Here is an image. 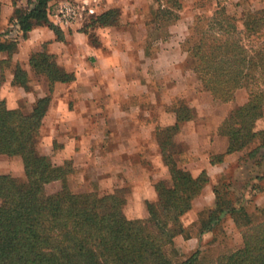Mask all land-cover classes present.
<instances>
[{
	"label": "crops",
	"instance_id": "0c3cea01",
	"mask_svg": "<svg viewBox=\"0 0 264 264\" xmlns=\"http://www.w3.org/2000/svg\"><path fill=\"white\" fill-rule=\"evenodd\" d=\"M77 2L80 17L71 23H59L49 4V20L60 28L61 38L49 25H37L21 34L13 53L0 51L2 99L10 109L31 113L38 100L48 98L40 153L57 165L74 160L73 166L82 165L84 172L98 156L110 173L101 185L110 187L107 182L124 174L133 191L130 202L136 204L158 200L157 181L171 177L160 138L167 132L178 150L173 153L178 167L194 177L203 171L209 177L182 217L185 227L192 224L215 205L218 178L240 158L242 152L227 153L228 139L219 129L236 105L244 104L215 99L193 73L185 74L183 44L200 12L170 6L167 0ZM111 9L119 11L111 23L88 27L97 30L92 41L86 21ZM171 12L178 16L170 19ZM14 13V7L2 4L1 23ZM152 30L166 32L154 35ZM38 52L51 55L74 79L53 83L36 71L30 60ZM17 66L26 73L24 83L16 79ZM220 154L223 160L212 163V156ZM132 216H146V211Z\"/></svg>",
	"mask_w": 264,
	"mask_h": 264
},
{
	"label": "trees",
	"instance_id": "16d2710c",
	"mask_svg": "<svg viewBox=\"0 0 264 264\" xmlns=\"http://www.w3.org/2000/svg\"><path fill=\"white\" fill-rule=\"evenodd\" d=\"M34 1L28 11L15 10L12 18L19 33L25 36L34 26L47 24L61 38L60 28L49 20L52 0ZM1 13L0 0V26ZM168 15L170 18L171 13ZM118 16L119 11L111 9L91 18L85 27L86 33H89L88 27L108 25ZM247 29L253 30L249 23ZM4 36L9 35L0 33V39ZM18 41L6 44L5 40H0V51L13 53ZM237 57H232L226 49L223 61L231 67L229 72L221 70V74L205 79L208 91L217 100L232 98L231 89L242 85L240 81L249 93V101L230 112L220 126V134L228 139L227 153H247L254 139L264 134V130L258 132L254 129V123L262 117V92L252 90L250 76L239 70L241 64ZM30 63L53 83L74 79L45 52L33 54ZM16 74L18 82L24 83L26 73L20 66H17ZM48 103V98L40 99L31 113H24L21 109L8 108L0 97V155L20 156L27 177V182L20 185L11 175H0V264H175L166 255L164 246L184 233L181 217L192 208L193 199L209 182L207 173L203 171L194 177L170 160L168 167L173 185L170 188L164 183L156 185L160 205H150V228L144 220L125 218L119 211L121 200L114 195L79 194L66 187L48 195L45 193L46 184L63 179L68 172L63 166L54 165L36 146ZM263 148L264 144H261L250 151L248 157L253 158L256 153L264 156ZM223 157L222 154L212 156V163L221 162ZM228 176L233 181L232 173H228L226 179ZM230 185L231 182L229 185L224 182L215 185L217 200L214 208L207 207L199 214L204 230L213 231L223 215L233 216L242 228L235 215L246 209L232 205L229 200L226 202L223 194L224 188ZM104 205L110 206L108 212H101ZM204 215L208 218L203 219ZM246 217L243 246L228 256L225 264H264V219L256 222L252 216ZM178 264H197V254Z\"/></svg>",
	"mask_w": 264,
	"mask_h": 264
},
{
	"label": "rangeland",
	"instance_id": "374dc122",
	"mask_svg": "<svg viewBox=\"0 0 264 264\" xmlns=\"http://www.w3.org/2000/svg\"><path fill=\"white\" fill-rule=\"evenodd\" d=\"M78 0H52L51 2L54 13L66 3L78 5L74 2ZM170 6L176 8H186L198 11L194 25L188 32L187 39L184 41L183 49L188 55L187 61L182 65L185 74L195 75L198 84L203 91H208L206 81L212 78L211 75L221 74L228 71L231 67L223 61L225 50L229 49L230 55H237L240 59L239 70L250 76L249 84L256 93H261L263 99L260 103L262 117L258 118L254 123V129L258 132L264 130V0H167ZM2 4L14 7L22 13L28 11L34 5V0H1ZM50 2V3H51ZM78 3V2H77ZM148 11V9H145ZM148 13V12H147ZM149 14V13H148ZM147 14V15H148ZM177 14L171 12L170 19H174ZM82 17V16H81ZM90 23L88 19L86 25ZM247 23V26H246ZM248 23L252 31L248 30ZM16 26L13 18L6 20L0 26V33H8V37L4 36L0 40L12 42L19 39L21 33ZM92 41L97 38L94 29L88 30ZM154 35H163L164 30H152ZM12 33V34H11ZM227 45V46H226ZM223 56V57H222ZM237 57V58H238ZM222 70V72H221ZM197 72V73H196ZM221 72V73H220ZM201 74V78L198 76ZM189 77V75H188ZM242 85L244 84L243 81ZM232 87V98L227 100L219 99L221 102H231L238 100L247 103L249 101V93L242 86ZM242 86V87H241ZM242 90V94L237 92ZM235 92V93H234ZM255 93V94H256ZM2 98V95L0 94ZM261 99V97H260ZM205 101V100H204ZM240 105H236L232 111H236ZM231 111V112H232ZM167 132L162 131L160 138L167 148L164 155V161L168 166V162L173 159L174 151L177 147L173 140H167ZM41 134L37 138V148L40 152L42 142ZM264 144V134L258 136L250 144L247 153L242 152L240 158L234 163H230V172L223 174L217 180V184L231 182L230 186L224 188L223 194L226 202L229 200L231 204L238 208L241 206L246 210L237 212L240 228L234 221L233 216H220L219 221L214 225L213 231L204 230L199 221L200 216L195 222L185 227L183 216L181 223L184 226V233L177 235L171 244L164 246L166 255L173 263L178 264L186 261L194 254H197V264H225L227 257L243 246V230L246 228L248 218L252 216L253 220L258 222L264 219V156L256 153L253 158H249V152L256 147ZM264 150V148L262 149ZM170 152V153H169ZM45 155V154H44ZM50 161L56 166H63L66 174L63 179L52 181L45 186V193L48 195L57 193L64 187L70 189L74 193H96L103 197L106 195H114L121 200L119 211L122 215L130 220H144L148 228H150V202L144 204H136L130 202L133 199V191L129 185L127 176L119 175L107 182L110 187L101 185L102 179L108 178L110 173H106L105 160L98 156L92 161L90 167H86L87 171H83L82 165L73 166L74 160L65 161L62 165H57L49 155H46ZM92 159V158H91ZM261 161V162H260ZM82 158H80V164ZM261 163V164H260ZM2 164V165H1ZM244 170V174L242 173ZM0 175H11L15 181L23 185L27 182L24 163L20 156L0 155ZM232 173V179L227 174ZM164 183L166 187H172L173 180L171 177L167 179H159L156 183ZM112 186V187H111ZM234 186V187H233ZM256 186L257 188H255ZM136 198L133 200L135 201ZM130 202V203H129ZM160 203L159 198L155 202ZM1 204V201H0ZM160 205V204H159ZM210 208H214L213 206ZM110 210L109 205H104L101 212L105 213ZM146 211V216H132L134 213L140 214ZM208 216L204 215L203 219ZM187 221H190L187 220Z\"/></svg>",
	"mask_w": 264,
	"mask_h": 264
},
{
	"label": "built area",
	"instance_id": "2783aa9c",
	"mask_svg": "<svg viewBox=\"0 0 264 264\" xmlns=\"http://www.w3.org/2000/svg\"><path fill=\"white\" fill-rule=\"evenodd\" d=\"M81 10L78 5L66 3L57 10L55 17L59 23H71L77 19L78 15L80 17Z\"/></svg>",
	"mask_w": 264,
	"mask_h": 264
}]
</instances>
